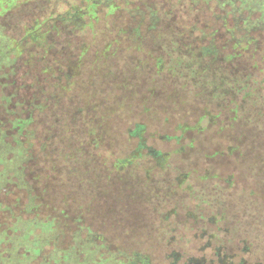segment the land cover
I'll return each mask as SVG.
<instances>
[{
    "label": "trees",
    "instance_id": "1",
    "mask_svg": "<svg viewBox=\"0 0 264 264\" xmlns=\"http://www.w3.org/2000/svg\"><path fill=\"white\" fill-rule=\"evenodd\" d=\"M84 1L90 11L84 13L88 21L75 31L68 26L74 12L66 11L58 16L60 20L41 12L20 40H13L18 60L0 74V126L10 136L15 135V147L23 143L28 148L24 149L29 193L34 195L36 190L40 147L54 146L58 156L66 150V160L68 153L73 156L96 148L98 137L100 151L105 152L111 137L104 124L113 115H124L127 126L123 132L129 149L122 145L117 154H106L102 164L110 168L109 173L122 174L144 162L149 167L147 180L152 173L166 178L162 198L155 197L156 206L150 209L156 217L151 227L158 219L150 232L162 240V217L176 219L177 206L167 208L169 199L196 200L193 207H184L188 220L194 209L205 208L201 197L209 196L214 201L212 212L192 219L200 235L206 234L208 226L213 229L211 252L216 264H264L255 244L260 231L243 236L236 229L240 205L264 199V164L256 173L248 168L249 158L264 161V148L248 144L253 136L262 138L259 130L264 132V30L250 29L247 21L232 27L217 14L220 9L214 4L196 7L191 0H176V5L163 9L164 15L158 18L161 10L151 0H141L132 10L114 0L100 9L104 8L100 12V23L104 24L99 33L95 10L103 2ZM117 13H125L129 25L112 22ZM144 19L147 24L140 22ZM173 20L201 25L197 30L191 25L185 55L181 52V32L169 26ZM49 21L50 28L45 25ZM87 29L89 41L74 39ZM85 64L96 68L89 81H100V101L112 103L106 114H100V134L97 108L90 109L97 87H75ZM64 101L65 109L61 105ZM248 115L261 123L246 122ZM45 116L48 122L41 118ZM205 139L209 144L200 145ZM107 159L111 160L109 165ZM18 191L11 195L28 196L26 191ZM3 206L0 224L6 226L4 213L12 212L16 204ZM34 207L27 200L23 202L19 212L11 214L13 220L8 225L20 217L37 218L39 211ZM231 213L236 221L228 223ZM222 234L229 238L221 241ZM203 247L200 244L194 264H212L203 256ZM131 253L136 264H157L140 248ZM172 260L176 261L174 256Z\"/></svg>",
    "mask_w": 264,
    "mask_h": 264
},
{
    "label": "rangeland",
    "instance_id": "2",
    "mask_svg": "<svg viewBox=\"0 0 264 264\" xmlns=\"http://www.w3.org/2000/svg\"><path fill=\"white\" fill-rule=\"evenodd\" d=\"M112 1L114 0H102L103 6L99 5L95 10L99 14V21L95 23L99 33L100 26L104 24V22L100 23V12L104 11V8L102 11L100 9L107 4H112ZM116 1L123 2V6L131 10L141 5V0H133L131 4V0ZM151 1L157 10H161L158 18L164 15L163 9L167 10L175 6L177 2L176 0ZM191 1L196 7L210 4L218 6L220 12L217 14L222 15V20L230 21L232 27L247 21L245 25L250 29L253 27L252 30H264V0ZM86 8L87 4L84 0H0V74L2 71L10 70L18 60L19 52L12 50L13 40H20L26 31L25 28L29 27L33 20L41 15V12H45L46 17L53 16L56 20H60L61 17L58 16L66 11L74 12V19L68 22V26L75 31L88 21L84 13H90V11ZM129 12L131 14L130 10ZM126 16L125 13L122 15L117 13L111 17V21L116 25H129L130 22L127 21ZM137 21L131 23L134 25ZM140 22L147 24V19ZM51 23L49 21L45 25L50 28ZM192 24H195L196 30L201 28V25L195 22L184 24L180 20H173L171 24L169 23L170 27L178 29L183 36L184 46L181 50L183 55L186 54L185 45L189 43L187 39L188 34L191 33L189 29L193 27ZM90 37V30L87 29L82 36L74 39L89 41ZM29 48L28 45L26 49ZM83 70L84 73L82 72L80 79H76L75 87L78 90H81L83 85L93 84L97 87L92 101L93 106L90 109L97 108L95 116L98 119L97 131L100 134V114H106L111 109L112 103L100 101L99 80L89 81L96 68L85 64ZM61 105L65 109L67 103L64 101ZM41 118H45V122H48L46 116ZM108 121V124L104 126L111 138L107 141L110 144L105 146L107 149L105 152L100 151L98 137H95L98 141L96 148L91 151L84 149L80 151V154L76 153L73 156L68 153L66 156L69 159L66 160L64 159L66 150L63 154L58 152V156L54 146L40 147L39 161L35 167V176L38 181L35 182L34 195L29 193L30 187L25 182V160L28 156V148L23 143L21 147H15V135L10 136L9 132L0 126V200L3 198V204H16L12 212L4 213L6 216L3 220L8 225V222L13 220L10 217L11 214L19 212V205L26 200L39 211L37 218L20 217L11 225L0 224V264H136L131 251L138 248L149 253L157 264H171L170 259L166 257L168 249H165L164 239L159 240L157 234L150 232L151 228V231L155 230L158 225L157 219L151 227L152 220L156 217L151 216L150 209L156 206V198H162L166 188V185L164 186L166 178L162 174L152 173L151 178L147 180L146 170L149 167L145 166L144 162L139 163L135 168H129L122 174L109 173L110 168L102 164L104 156L110 155V152L117 154L122 145L129 149V144L123 132L124 127L127 126L124 115H113ZM253 121L261 123V120L248 115L246 122ZM259 132L262 138L253 136L248 144H258L264 148V132L262 130ZM208 144L209 141L205 139L200 145ZM110 161L107 159L108 165ZM263 162L249 158L248 168H254L251 171L256 173L264 164ZM109 174L110 178H108ZM18 189L26 191L28 196L26 194L27 197H23V194L11 195L19 192ZM180 199L182 198L179 196L169 199L167 207L178 204L183 209L184 205H195L196 202L193 199H190L191 201L189 199L180 201ZM201 200L202 206L205 207L203 208L206 211L205 215H209L214 208V201L209 196L207 199L201 197ZM3 204L0 203V214L6 208ZM240 206V221L236 229L243 236L252 235L255 230L260 231L255 238V244L263 260L264 199L257 202L248 201ZM228 218V223L236 221L232 213ZM169 229L171 230V227ZM172 231L175 232L176 239L171 248L186 251L180 245L181 241L186 244V240L190 238L187 235V227L178 226ZM189 234L192 232L190 231ZM228 238V235L222 234L221 241H226ZM194 240L192 244L194 249L204 244L203 241L198 243L197 239ZM189 251L194 250L189 249ZM209 252L206 251L207 254H210ZM211 256L214 257L213 254ZM184 263L185 261L181 260L177 264ZM214 264H216L215 258Z\"/></svg>",
    "mask_w": 264,
    "mask_h": 264
},
{
    "label": "flooded vegetation",
    "instance_id": "3",
    "mask_svg": "<svg viewBox=\"0 0 264 264\" xmlns=\"http://www.w3.org/2000/svg\"><path fill=\"white\" fill-rule=\"evenodd\" d=\"M182 199H180V201H181ZM182 204V203H181ZM178 205V204H177ZM177 205H173V206H177ZM195 205H196V203H195ZM186 205H184V207H185ZM194 205H192V207H193ZM168 208V207H167ZM177 210L175 211V213L177 212V217H176V219L174 218V217H170V218H168V217H166L165 219H163V217H162V221L164 220V238H162V239H164V244H165V249H168V252L166 253V257L168 258V259H170V261H171V264H177V263H180L181 262V260L184 262V261H186V262H189V264H194V263H196V261H195V259H196V257H198L199 255H200V251H199V248H200V245H198L197 247H195V249H194V246L192 245L193 244V242L195 241L194 239H197L198 240V243L201 241H203L204 242V246L205 247H203V256H205V258L207 257L209 260H210V263H212V264H214V258H215V256L213 257V256H211V254H213L212 252H211V248H212V245L211 244H213L214 243V241H212L211 240V237H210V233H212L213 232V229H211V227L210 226H208L207 228H206V230H205V233L206 234H209V235H206V234H203V235H200V231H198V230H200V228L199 227H197L196 225H195V220L194 219H192V218H194V216H197L198 214H201V215H205V210H196V209H194L193 211H192V213H193V216H191V218L190 219H188V220H186L185 218H187L186 217V211H185V208H183L182 209V207H181V205H178L177 206V208H176ZM211 209V208H210ZM210 211V210H209ZM181 213V214H180ZM180 215H182V217H180ZM183 218V219H182ZM170 220V221H169ZM179 223V224H177V222ZM184 223V224H182V223ZM178 226H184V227H187V235L190 237L188 240H186L187 241V243L185 244L183 241H181V245H180V247H184V249H186V251L184 250V252H182L181 250L180 251H178V250H176L175 248H171V246H172V244H173V242L175 241V239H176V237H175V235H174V231H172V229H176ZM171 227V230L169 229ZM192 232V234H189V232ZM182 240H184L183 238H182ZM197 242V241H196ZM161 243H162V241H161ZM203 245V244H202ZM176 248H178V246H176ZM171 249V250H170ZM188 249H192V250H194L193 252L192 251H189ZM206 251H210L209 253L210 254H207L206 253ZM188 252H190V253H188ZM214 255V254H213ZM174 256V260H176L175 262H173V260H172V257ZM191 260V261H189V260ZM194 262V263H193Z\"/></svg>",
    "mask_w": 264,
    "mask_h": 264
}]
</instances>
